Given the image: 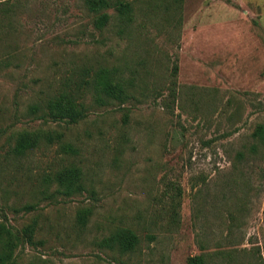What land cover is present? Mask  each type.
Here are the masks:
<instances>
[{
	"label": "rangeland",
	"instance_id": "374dc122",
	"mask_svg": "<svg viewBox=\"0 0 264 264\" xmlns=\"http://www.w3.org/2000/svg\"><path fill=\"white\" fill-rule=\"evenodd\" d=\"M134 7L121 33L114 20L96 31L81 0L0 2V54L19 60L0 68V222L36 227L16 264H187L198 255L229 264L228 253L232 264H264V145L252 136L264 126V0ZM112 66L147 97L94 107L76 125L29 115L76 71ZM39 128L64 132L77 154L54 145L11 155L19 132ZM71 164L94 197L65 199L43 185ZM171 185L183 191L174 226ZM84 207L91 215L81 228ZM122 228L139 239L133 252L99 246Z\"/></svg>",
	"mask_w": 264,
	"mask_h": 264
},
{
	"label": "trees",
	"instance_id": "16d2710c",
	"mask_svg": "<svg viewBox=\"0 0 264 264\" xmlns=\"http://www.w3.org/2000/svg\"><path fill=\"white\" fill-rule=\"evenodd\" d=\"M4 0H0L3 2ZM8 1V0H6ZM88 13L92 16V26L102 32L114 20L122 33L134 23L136 0H81ZM112 10V16L108 11ZM18 57L6 52L0 54V68L17 66ZM177 74V66L172 68V75ZM75 80H64L61 86L38 104L30 106L29 115L43 123H63L76 125L84 121L94 107L124 105L131 100L137 103L139 98H146V87L135 85L132 79H127L119 66L100 67L92 72L82 68L75 73ZM170 94L175 95L171 87ZM88 96L90 100H88ZM264 145V126L260 125L252 135ZM56 145L63 156L72 157L78 152L77 148L66 140L64 132L51 129H34L19 132L11 148V155L25 157L34 150L44 146L51 148ZM43 185L54 187L53 195L65 199L79 196L88 191L83 171L74 165L62 167L51 175L41 179ZM89 192V191H88ZM45 193V192H44ZM94 197L95 192L90 190ZM183 191L177 185H171L167 194L166 216L171 225L178 224V207ZM26 209V208H25ZM29 209V208H27ZM91 215L90 208L84 207L77 212L76 221L79 227H84ZM36 227L28 224L21 229H15L6 222H0V264H16L15 251L20 246L35 244ZM139 239L131 229H118L104 237L99 246L109 250H117L121 255L134 251ZM227 261L232 264V253H228ZM206 255H198L187 259V264H207Z\"/></svg>",
	"mask_w": 264,
	"mask_h": 264
}]
</instances>
